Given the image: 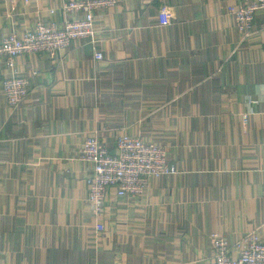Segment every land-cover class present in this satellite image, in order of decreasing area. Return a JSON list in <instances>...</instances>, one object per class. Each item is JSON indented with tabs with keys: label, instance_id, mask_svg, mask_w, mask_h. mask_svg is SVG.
Listing matches in <instances>:
<instances>
[{
	"label": "crops",
	"instance_id": "0c3cea01",
	"mask_svg": "<svg viewBox=\"0 0 264 264\" xmlns=\"http://www.w3.org/2000/svg\"><path fill=\"white\" fill-rule=\"evenodd\" d=\"M65 1L0 0V40L81 18ZM251 1L96 11L94 43L17 59L30 80L17 109L0 58V264H208L214 236L264 241V13L249 35L229 13ZM123 133L164 145L180 173L138 198L111 189L97 215L81 149L95 134L114 153Z\"/></svg>",
	"mask_w": 264,
	"mask_h": 264
},
{
	"label": "built area",
	"instance_id": "2783aa9c",
	"mask_svg": "<svg viewBox=\"0 0 264 264\" xmlns=\"http://www.w3.org/2000/svg\"><path fill=\"white\" fill-rule=\"evenodd\" d=\"M120 0H67L66 15L81 13L82 17L68 20L63 26L38 20L23 32L13 31L0 40V58L4 59L8 76L3 91L10 107L17 109L29 95V78L18 67L21 56L66 51L74 41L90 38L94 43L96 11L110 9ZM264 13V0H253L239 7H230L237 29L249 35ZM94 57L103 60V54ZM247 114L243 115L244 122ZM79 159L91 165L87 183L89 200L95 214H100L107 194L114 189L118 197L138 198L144 195L152 178L180 173L176 163L168 158L164 145L144 140L139 135L121 134L116 140V152L97 135L84 141ZM214 260L208 264H264V241L258 230L245 233L231 241L223 236L213 237Z\"/></svg>",
	"mask_w": 264,
	"mask_h": 264
}]
</instances>
